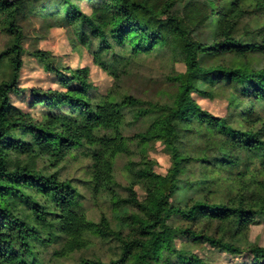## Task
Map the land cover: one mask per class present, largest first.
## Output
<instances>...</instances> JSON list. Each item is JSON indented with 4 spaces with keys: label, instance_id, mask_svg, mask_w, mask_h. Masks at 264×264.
Returning a JSON list of instances; mask_svg holds the SVG:
<instances>
[{
    "label": "trees",
    "instance_id": "trees-1",
    "mask_svg": "<svg viewBox=\"0 0 264 264\" xmlns=\"http://www.w3.org/2000/svg\"><path fill=\"white\" fill-rule=\"evenodd\" d=\"M37 1L0 0V23L9 38L0 50V264H50L88 247L91 237L109 235L120 241L116 259L82 258L76 264H203L192 252L172 246L177 234L242 252L246 226L264 215V67L250 66L255 53L264 54V0H186L183 15L174 11L179 0H90V14L83 11V0L43 4L36 12H45L41 28L58 22L74 27L78 43L73 39V45L81 40L116 85L98 94L87 67L62 71L37 49L34 55L69 89L32 90L33 104L47 108L34 117L14 107L10 95L21 93L26 34L19 20L37 9ZM210 14L215 25L209 44L197 32H209ZM153 53L182 57L186 71L172 77L177 91L170 103L145 108L132 95L120 97L119 83L133 63ZM228 54L233 63H220ZM206 59L216 64L206 68ZM193 91L210 98L223 94L227 114L202 110ZM126 108L139 117L153 116L136 137L171 146L174 168L161 176L146 162L133 173L128 197L114 202L126 214L123 237L105 215L98 223L88 217L86 196L73 180L61 179L59 170L39 168L38 161L47 157L58 167L78 152L91 160L92 191H114L116 158L129 152ZM143 180L148 194L139 200L134 186ZM182 191L186 203L180 200ZM205 220L216 222L227 240L197 230ZM251 250L256 264H264V248Z\"/></svg>",
    "mask_w": 264,
    "mask_h": 264
},
{
    "label": "rangeland",
    "instance_id": "rangeland-1",
    "mask_svg": "<svg viewBox=\"0 0 264 264\" xmlns=\"http://www.w3.org/2000/svg\"><path fill=\"white\" fill-rule=\"evenodd\" d=\"M57 0H38V7L33 13L29 9L20 17L19 23L26 34L24 40V52L22 54L23 64L20 70L18 87L21 90L20 94L12 93L10 95V103L20 109L23 113L30 114L34 117L42 116L46 113L47 108L44 104H33L32 90H57L65 91L69 88L60 84L55 72L49 70L48 66L34 55V51L39 49L46 52L54 61L55 65L61 68L62 71L68 72L69 69H85L88 68V81L92 85L93 90L101 95L108 94L115 88L116 81L106 71L95 65L94 57L81 43L77 47L73 45L72 40L78 43L77 33L74 27H68L66 24L42 27V20L45 19L43 13H36L43 4L56 3ZM186 0H179L175 6V12L181 15L184 14ZM42 3V4H41ZM39 4L40 7H39ZM51 5L48 7L49 9ZM83 11L87 14L91 13L90 0L81 2ZM213 9V8H212ZM62 14H66V9H61ZM51 24V21L48 23ZM55 24V23H53ZM209 32L206 28L199 30L197 35L203 40H207L210 44L213 41V34L210 32L215 25L214 17L208 15ZM243 23L239 31L240 35L245 32ZM208 33V34H207ZM72 37V39H71ZM6 31L3 30L0 23V50L6 47L8 41ZM83 46V47H82ZM254 60L250 66L252 68L264 67V54L253 55ZM132 64L128 73L123 76L122 82L119 83L121 90L120 97L124 95H132L143 103L141 107L148 108L150 105H164L170 103L173 95L177 91V85L172 79L178 73L186 71V65L182 57H173L172 55H156L155 53L148 55L146 58H141ZM220 59V60H219ZM220 63H233V56L228 54L220 57ZM216 64L211 60H203L204 67H210ZM64 72V73H66ZM1 77V76H0ZM221 97H207L199 91H193L191 97L197 102L198 106L210 113L211 115L224 117L227 114V99ZM126 127L124 133L127 137L128 153L119 155L116 158L114 173L116 185H113V190H100L93 192L90 188L89 181V164L91 160L78 152L77 157H69L62 162L58 167H54L51 161L44 157L39 159L38 167L45 168L49 172L59 170L61 179H71L76 184L78 189L85 194L84 205L89 218L95 222H100L102 215L109 219L110 227L113 231L122 232L123 237L128 233L124 224V209L117 206L119 198H126L129 195L128 187L132 182L133 173L143 169L146 162H149L154 172L161 176H165L174 168V151L173 148L162 141H152L141 143L136 137L138 133H144L150 126L153 116L149 113L138 116L137 110L126 108ZM138 184L134 186V191L137 193L139 200L147 197L146 181L143 183L136 181ZM100 188V187H99ZM111 192H115L112 194ZM180 200L183 203L187 201L186 191L180 194ZM215 201V199H211ZM200 221L196 224L197 230H205L207 234L227 240V236L223 234V230L217 232L218 224L216 222L205 223ZM245 237L241 236L242 252L231 253L221 251L218 247L213 246L208 241L200 239H192L177 234L172 239V246L176 250H185L192 252L197 256L203 264H256L254 261V253L252 247L264 248V215H256L253 221L246 226ZM239 241V243H240ZM59 248L58 246L56 247ZM53 249H50L47 258H50ZM120 254V241L114 235L108 237H91L88 247L81 251L73 253L69 258L61 261H53L50 264H76L82 258H98L104 261L116 259ZM262 263V261H261Z\"/></svg>",
    "mask_w": 264,
    "mask_h": 264
}]
</instances>
